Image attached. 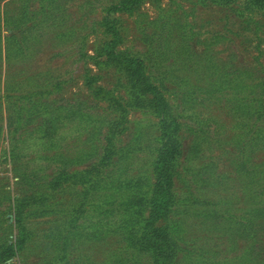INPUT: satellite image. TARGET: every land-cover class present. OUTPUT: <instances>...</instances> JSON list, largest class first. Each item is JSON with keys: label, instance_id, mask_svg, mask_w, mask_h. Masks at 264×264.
Listing matches in <instances>:
<instances>
[{"label": "rangeland", "instance_id": "1", "mask_svg": "<svg viewBox=\"0 0 264 264\" xmlns=\"http://www.w3.org/2000/svg\"><path fill=\"white\" fill-rule=\"evenodd\" d=\"M27 1L0 0V25L5 38L9 35L5 20L19 17L25 8L37 18H42L38 14L42 10L61 12L63 17L58 21L38 19L28 25L31 30L22 60L13 55L14 62H8L3 49L0 251L17 240L12 208L15 199H28L34 193V188L23 181L25 174L32 179H51L64 166L69 172L81 171L97 162L103 151L102 132L107 131L104 121L114 115L106 103H98L92 96L85 77L91 70L100 77L102 87L113 89L117 84L119 74L115 69L98 70L90 60L97 48L112 39L102 24L109 17L122 38L120 49L145 52V35L154 31L168 35L167 60L152 70L178 78L195 93V102L183 105L187 92L181 84L166 81L167 89L162 90L183 125L184 152L175 179L178 204L172 218L159 223L171 226L176 233L181 248L177 264H262L264 193L258 194L264 190V119L256 115L241 118L236 108L246 95L256 94L253 99H262L264 104V11H244L241 1L230 6H207L199 0H144L133 14L110 11L121 0ZM157 19L158 24L153 23ZM163 25H169L168 30H163ZM196 85L206 86L207 92L197 88L196 93ZM41 92L48 94L44 97ZM9 95L42 98L59 106L66 101L85 105L76 118L62 116L58 135L51 142L41 140L34 132L37 122L14 138L16 106L8 103ZM21 103L29 107L28 100L21 99ZM157 125L156 117L131 111L129 129L118 144L119 149L128 151L117 171L118 177L126 178L123 187L122 180H116L113 187L92 196L87 206L89 217L81 229L84 237L70 246L67 264H152L150 256L130 245L129 230L122 222L126 213L120 206L125 196H117L115 187L121 191L127 188V181L143 186L153 182ZM260 131L262 139L253 134ZM194 142L199 145L198 154L189 159L188 150ZM236 162L241 168L245 164L242 171ZM249 170L254 173L247 176ZM245 181L251 182V188ZM81 191V186L68 187L53 202L55 212L31 208L25 221L26 246L3 264H62L56 259V231L59 225L65 226L61 218L69 217ZM95 223H100L98 237L87 236ZM251 230L257 233L247 234Z\"/></svg>", "mask_w": 264, "mask_h": 264}, {"label": "trees", "instance_id": "2", "mask_svg": "<svg viewBox=\"0 0 264 264\" xmlns=\"http://www.w3.org/2000/svg\"><path fill=\"white\" fill-rule=\"evenodd\" d=\"M144 0H121L118 5L110 8L111 12H121L133 14L135 7L139 6ZM238 1L244 2V11L254 12L256 10L264 11V0H199L203 5L218 4L220 6H230ZM29 1L26 0V3ZM23 9V8H22ZM41 11L42 18H37V14L25 8L19 13V17L7 18L9 35L5 38L2 34L0 25V61L3 60V49L8 62H14L12 56H17L22 60L26 54L29 39L27 33L31 30L28 25L39 21H58L62 19L61 12ZM249 12V13H250ZM1 22V19H0ZM158 19L153 23H157ZM40 23V22H38ZM38 23H35L38 24ZM102 24L106 27V32L112 35V39L107 41L102 47L96 49L95 55L90 57L91 63L98 70L115 69L119 74L117 84L113 89H107L99 85L100 77L96 74H89L85 77L86 86L92 96L98 100V103H106L107 110L113 113L114 118L106 123L107 131L103 134V151L98 157V161L90 164L88 168L81 171L69 172L67 167L59 170L58 174L51 179L37 178L32 179L24 175L23 181L34 188V193L27 197L28 199H15L13 204L14 224L17 228V240L15 243L7 244L0 251V264L6 263L12 259L20 250L26 246L28 241L27 228L25 225L27 214L31 208H42V213L55 212L53 202L64 194L68 187L81 186L82 191L79 194L80 200L76 203L67 219L61 218V224L56 231L57 257L59 263L67 264L69 258L70 246L74 240L84 237L81 229L86 226V219L89 217L87 206L90 199L94 198L101 189L113 187L116 180L121 181L123 187V175L117 176L121 160L128 156V151L119 149L120 137L129 129L131 111H140L143 114H149L158 119L157 153L153 163V182L148 181L145 186L141 182L131 183L127 181L124 190L116 195L125 196L120 206L126 213L123 219V228L129 230L130 245L134 249H139L147 256H150L152 264H177L178 254L181 251L178 239L174 229L165 225L159 226L161 221H169L175 213L178 204L175 193V179L179 174L181 158L183 156V139L181 131L183 128L179 117L176 114L174 105L166 97L164 91L166 81L181 84L179 79L172 76H166V73L159 74L152 69H158L167 60L169 51V36H165L163 31H154L144 36L147 50L145 52H131L120 49L122 38L117 31L114 21L109 17L104 18ZM158 24V23H157ZM34 25V27H35ZM163 30H168L169 25H163ZM168 33V31H167ZM195 57V56H193ZM166 59V60H165ZM150 67H152L150 69ZM238 74V73H237ZM232 75L231 73L227 74ZM220 79H226L225 76H218ZM215 80V79H213ZM20 82H17V84ZM159 83V85H158ZM216 83V80L214 81ZM217 84V83H216ZM187 94L183 97V105L195 102V93L191 86L185 83L181 84ZM202 92H207L206 86H195ZM15 91V89H12ZM163 90V91H162ZM210 91V90H209ZM264 93V87H261ZM260 91L259 94L262 92ZM124 92V94L122 93ZM44 97L48 93L41 92ZM256 94L239 101L240 105L236 108V113L241 114V118H250L256 115L257 119H264V104L262 99L258 101ZM8 103L16 106L15 129L13 136L24 128L32 126L37 122L34 132L41 140L51 142L58 135L62 116L76 118L83 111L82 106L85 102L74 104L66 101L64 105H56L42 98L34 100L32 96H8ZM21 99L28 100V105L21 103ZM258 102V105L255 104ZM252 133L251 129L248 131ZM262 139L263 133H253ZM252 135V134H251ZM253 136V135H252ZM15 138V136H14ZM258 142V141H257ZM199 145L194 142L193 147L189 148L187 157L194 159L197 157ZM241 155V154H240ZM89 158V157H88ZM87 158V159H88ZM117 158V160H116ZM86 160L85 158H82ZM120 163V164H119ZM119 165V167H118ZM237 168L242 171L245 166L237 163ZM118 167V168H117ZM246 168V167H245ZM244 168V170H245ZM109 169V170H107ZM243 170V171H244ZM254 171H247V176ZM122 178V179H121ZM248 188H251V182L245 181ZM146 188V189H145ZM264 193L259 190L258 196ZM59 204V203H58ZM15 205V206H14ZM34 211L33 213H35ZM262 214L264 208L261 210ZM58 213V212H57ZM64 213V212H62ZM256 215L261 214L256 212ZM30 215V214H29ZM28 215V216H29ZM92 225V232L86 233L89 237L97 238L99 235L98 225ZM256 234V230L247 231V234ZM262 264H264V256Z\"/></svg>", "mask_w": 264, "mask_h": 264}]
</instances>
